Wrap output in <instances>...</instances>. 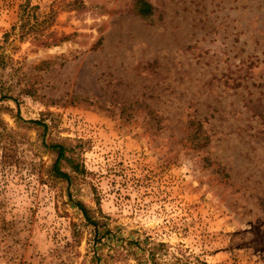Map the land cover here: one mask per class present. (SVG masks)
<instances>
[{
    "label": "rangeland",
    "instance_id": "obj_1",
    "mask_svg": "<svg viewBox=\"0 0 264 264\" xmlns=\"http://www.w3.org/2000/svg\"><path fill=\"white\" fill-rule=\"evenodd\" d=\"M148 1L0 0V264H264V0Z\"/></svg>",
    "mask_w": 264,
    "mask_h": 264
},
{
    "label": "trees",
    "instance_id": "obj_2",
    "mask_svg": "<svg viewBox=\"0 0 264 264\" xmlns=\"http://www.w3.org/2000/svg\"><path fill=\"white\" fill-rule=\"evenodd\" d=\"M153 5L148 0H136L135 2V10L136 12L145 19H150L152 15L154 14ZM28 11L26 9V6H23L22 9V19L24 18L23 15ZM1 58V56H0ZM2 92V91H0ZM11 98L10 95L7 93H1L0 100ZM29 122L35 123V124H42V121L40 120H30ZM50 147L57 152V158L53 165V171L56 174L57 177L65 179L67 181H70L72 179L71 174H69L67 171H64L62 169L61 163L63 160L70 163L71 167L74 171H79V163L76 162L75 158L68 154V148L64 144L61 143H53L50 145ZM76 206L83 212L86 219L91 222L92 224H97V221L93 219V217L90 215V209L81 201H77Z\"/></svg>",
    "mask_w": 264,
    "mask_h": 264
}]
</instances>
